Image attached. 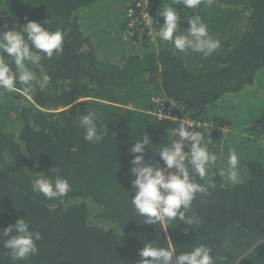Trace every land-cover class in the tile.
<instances>
[{"label": "trees", "instance_id": "trees-1", "mask_svg": "<svg viewBox=\"0 0 264 264\" xmlns=\"http://www.w3.org/2000/svg\"><path fill=\"white\" fill-rule=\"evenodd\" d=\"M153 2L161 25L163 8H176L181 31L188 15H200L221 42L208 57L215 62L198 63V53H179L164 41L160 50L128 56L121 65L105 62L81 22L85 11L115 17L113 0H0V28L32 20L65 33L63 52L42 60L48 79L34 69L39 83L31 97L0 92V228L24 218L42 235L38 255L25 261L13 262L0 240V264H137L144 243L153 241L172 244L177 256L204 244L216 264L220 257L223 264H264V137L254 139L264 136V0H200L194 9L176 0ZM154 97L174 100L222 129L202 132L224 154L211 169L215 190L193 201L196 227L144 224L130 202L129 149L145 134L152 151L146 147L145 159L159 160L156 151L175 127L149 114ZM92 110L106 132L99 144L87 142L79 127V116ZM233 146L240 157L235 185L219 175ZM55 167L72 189L63 202L31 189L34 174L54 175Z\"/></svg>", "mask_w": 264, "mask_h": 264}, {"label": "clouds", "instance_id": "clouds-1", "mask_svg": "<svg viewBox=\"0 0 264 264\" xmlns=\"http://www.w3.org/2000/svg\"><path fill=\"white\" fill-rule=\"evenodd\" d=\"M210 2V0H209ZM200 0H176L187 9H194ZM164 23L159 24L158 31L149 32L153 44L157 41L170 42L179 53L189 52L202 54L207 58L221 47L219 39L214 38L208 30V25L198 14L187 16L188 27L181 31L180 13L174 6H166L160 12ZM27 19V18H26ZM146 22L151 25L150 18ZM46 19L44 24H48ZM65 33L60 28L50 31L40 22L29 20L19 29L7 25L0 28V92L20 93L31 97L35 86L39 83L37 71L42 73V79L47 80L42 60L59 56L63 52ZM98 113L87 111L79 116V127L83 130L84 139L93 144H99L106 134L97 126ZM178 127L173 131L174 139L166 146H160L156 151L159 160L153 161L152 156L145 159L146 147L149 152L150 139L143 134L142 139L135 141L129 149L130 180L135 190L130 202L138 217L143 218L147 225L166 226L178 221L189 227L198 226L201 221L192 213L193 201L197 195L207 197L216 188L215 166L220 149L214 145L211 137L205 140L201 130H196L195 122L185 116L178 119ZM172 137V136H171ZM213 146L210 148L209 146ZM187 148V151L185 149ZM213 148L215 150H213ZM240 157L232 149L228 153L227 168L221 169L219 175L233 185L240 183ZM162 162V164H161ZM39 167V164L36 165ZM34 174L31 189L48 200L63 199L72 190L68 178L60 174L58 168L50 173ZM197 178L204 183L197 182ZM188 229H185V234ZM42 239L38 230L30 228V221L17 218L14 224L0 228V240L13 262L25 261L38 255L37 242ZM177 249L169 244L167 247L157 246V242H145L138 255L137 264H216L217 258L212 255V249L204 244H196L190 250L176 255ZM223 264L225 258L220 257Z\"/></svg>", "mask_w": 264, "mask_h": 264}, {"label": "built area", "instance_id": "built-area-1", "mask_svg": "<svg viewBox=\"0 0 264 264\" xmlns=\"http://www.w3.org/2000/svg\"><path fill=\"white\" fill-rule=\"evenodd\" d=\"M125 10L127 12V19L123 32V40L131 42L137 46L145 45H159L162 41H157L153 44L152 37L149 35L153 29L158 31L160 18L154 17V2L153 0H123ZM146 18H150L152 23L149 25ZM154 109L149 110V114L153 115L159 121L168 120L175 124L171 130V140L174 139L173 131L178 127V119H183L185 116L195 122L196 130L203 131H221L222 129L216 125L213 120L207 117L200 119L193 118L190 112L178 102L167 99L165 97H154ZM225 130V128H224ZM223 130V131H224ZM171 142V141H170ZM187 151V148L185 149Z\"/></svg>", "mask_w": 264, "mask_h": 264}, {"label": "rangeland", "instance_id": "rangeland-1", "mask_svg": "<svg viewBox=\"0 0 264 264\" xmlns=\"http://www.w3.org/2000/svg\"><path fill=\"white\" fill-rule=\"evenodd\" d=\"M112 8L115 9V17L113 16V12H103L91 15L89 11H85L86 19L81 22L86 35L90 37L95 46V50L99 55L102 56V59L105 62L118 63L119 65H121V63L128 56L134 54L149 53L152 50H160L159 45L137 46L131 42L128 43L124 41L122 35L126 23L124 21L126 10L123 0H113ZM242 25L243 24L241 23L240 27H242ZM198 56H200V58L196 59L198 63L199 59L200 61L205 59L207 61L206 65L213 64L215 62L212 59L213 57L205 58L202 54H198ZM245 92L248 95L251 94V92L248 90H246ZM224 132L226 131L224 130ZM262 137L264 136H255L254 139H262ZM242 140L246 141L250 140V138L245 135ZM231 149L237 151L238 147L233 146V148ZM221 153L224 154L222 150Z\"/></svg>", "mask_w": 264, "mask_h": 264}, {"label": "crops", "instance_id": "crops-1", "mask_svg": "<svg viewBox=\"0 0 264 264\" xmlns=\"http://www.w3.org/2000/svg\"><path fill=\"white\" fill-rule=\"evenodd\" d=\"M225 131H226V132H224V137H227V134L230 133V132L227 131V128L225 129ZM201 132L212 133L213 131H203V130H202ZM219 153H221V150H220Z\"/></svg>", "mask_w": 264, "mask_h": 264}, {"label": "water", "instance_id": "water-1", "mask_svg": "<svg viewBox=\"0 0 264 264\" xmlns=\"http://www.w3.org/2000/svg\"><path fill=\"white\" fill-rule=\"evenodd\" d=\"M256 245H257V244H256ZM256 245H255V246H256ZM253 248H254V247H253Z\"/></svg>", "mask_w": 264, "mask_h": 264}]
</instances>
